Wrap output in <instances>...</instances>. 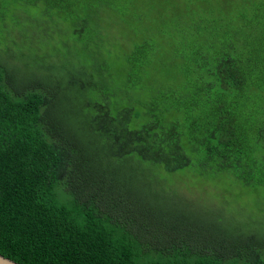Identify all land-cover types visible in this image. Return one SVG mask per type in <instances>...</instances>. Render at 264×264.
I'll use <instances>...</instances> for the list:
<instances>
[{"label":"trees","instance_id":"trees-1","mask_svg":"<svg viewBox=\"0 0 264 264\" xmlns=\"http://www.w3.org/2000/svg\"><path fill=\"white\" fill-rule=\"evenodd\" d=\"M82 7L91 25L118 31L122 42L116 65L113 51L95 50L97 77L78 59L56 76V66L30 67L20 55L23 65L12 64L9 47L0 48V254L20 264H264V198L252 207L237 198L264 194V24H256L264 0ZM39 72L59 87L25 90L26 76ZM57 107L78 117L54 119ZM126 164L143 173H223L240 190L220 188L221 207L198 209L210 222L200 239L175 236L162 245L115 209L121 199L106 200V179L92 180ZM138 180L124 178V188ZM155 189L160 199L203 205Z\"/></svg>","mask_w":264,"mask_h":264},{"label":"rangeland","instance_id":"rangeland-1","mask_svg":"<svg viewBox=\"0 0 264 264\" xmlns=\"http://www.w3.org/2000/svg\"><path fill=\"white\" fill-rule=\"evenodd\" d=\"M87 2L88 0H0V46H2L0 48L9 47L8 51L12 53L10 58L12 64L23 65V62L16 59L14 54L20 55L24 63L30 67L56 66L52 68L54 73L50 72L56 76L64 72L66 67L69 68L70 61L78 59L92 65L94 76L97 77V68L102 65V62L99 63L97 60L95 63L92 62L95 50L96 56L98 50L104 51L105 54L113 51L112 65H116L121 59V49L116 50L115 45H121L122 42L118 31L115 30L109 35L99 25L90 24L89 17L85 15L82 7ZM68 3L70 6H67ZM76 19L81 21L74 23ZM256 24L263 25L264 17L258 19ZM80 28L81 32H77L76 30ZM92 36L93 39H91ZM84 41L95 42L98 46L95 47L96 49L85 48ZM57 51L61 53L59 65ZM65 56L71 57L64 64L62 58ZM164 66L161 64L160 68ZM7 70L11 72L12 69ZM42 83L59 87L56 80L43 81L42 74L39 72L36 75L26 76L25 90L32 85L40 87ZM150 101L159 102V97H151ZM254 110L253 102L249 101L248 115H251ZM60 112L61 108H53V118L78 117V111L74 109L63 115ZM110 160L117 163L121 159L110 158ZM124 167L120 169L108 167L104 176L97 175L92 180L102 184L106 179L108 186L107 194H104L106 200L112 202V200L121 199L122 202L118 206L116 203L115 209L125 219H136L140 225L138 230L141 232L151 230L156 243L160 242L162 245H164L163 241L175 236L195 235L200 239L204 235L201 232L210 225L201 211L208 210L210 206L223 205L226 200L218 203L222 200L221 194L224 192L221 189L234 190L238 193L240 190L239 185L224 177L223 173L207 177L192 169L143 173L134 171L127 164ZM129 177L139 180L133 187L124 188L123 179ZM191 182L197 184L188 185ZM156 187L161 190L163 188L177 190L182 196L184 194L192 196L194 203L203 205L191 204L189 201L185 204L172 202L164 199L163 196L160 199L162 193L157 191ZM133 191H136L135 195ZM240 197L244 200L243 202L250 203L252 207L258 200L264 198V194L241 195L237 198ZM188 206L197 209H191ZM223 209L226 208L223 207ZM151 241L155 243V240L151 239ZM199 244L202 245V242Z\"/></svg>","mask_w":264,"mask_h":264},{"label":"water","instance_id":"water-1","mask_svg":"<svg viewBox=\"0 0 264 264\" xmlns=\"http://www.w3.org/2000/svg\"><path fill=\"white\" fill-rule=\"evenodd\" d=\"M0 264H20V263L0 254Z\"/></svg>","mask_w":264,"mask_h":264}]
</instances>
